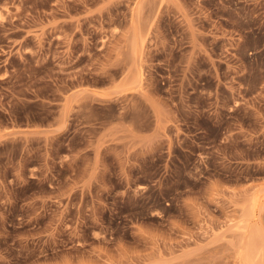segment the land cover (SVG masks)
Masks as SVG:
<instances>
[{
    "label": "rangeland",
    "instance_id": "rangeland-1",
    "mask_svg": "<svg viewBox=\"0 0 264 264\" xmlns=\"http://www.w3.org/2000/svg\"><path fill=\"white\" fill-rule=\"evenodd\" d=\"M0 264H264V0H0Z\"/></svg>",
    "mask_w": 264,
    "mask_h": 264
}]
</instances>
